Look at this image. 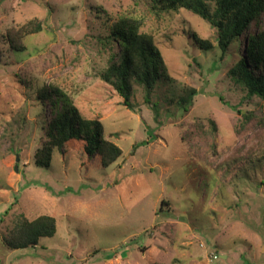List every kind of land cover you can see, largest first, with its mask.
Listing matches in <instances>:
<instances>
[{
	"label": "rangeland",
	"instance_id": "obj_1",
	"mask_svg": "<svg viewBox=\"0 0 264 264\" xmlns=\"http://www.w3.org/2000/svg\"><path fill=\"white\" fill-rule=\"evenodd\" d=\"M122 16L153 36L176 95L197 90L188 111L166 87L151 104L134 93L130 110L101 79ZM33 20L42 30L12 49L3 35ZM243 42L223 54L206 20L152 0H0V264H264V100L230 76ZM47 86L101 121L122 151L114 163L81 167L79 152L58 150L49 167L34 163L51 117ZM19 214H51L57 230L9 249L2 241Z\"/></svg>",
	"mask_w": 264,
	"mask_h": 264
},
{
	"label": "trees",
	"instance_id": "obj_2",
	"mask_svg": "<svg viewBox=\"0 0 264 264\" xmlns=\"http://www.w3.org/2000/svg\"><path fill=\"white\" fill-rule=\"evenodd\" d=\"M152 1L161 11L178 12L186 9L206 20L214 28L216 43L223 54L233 43L243 38V51L231 68L230 76L245 87L247 95H256L264 100V0ZM253 23L259 24L260 28L243 35ZM40 30L42 24L33 20L16 31L7 32L3 38L12 49L22 51L24 40ZM188 35L198 48H212V43L196 32ZM106 39L116 52L113 53L110 65L101 74V79L114 87L123 99L124 106L130 110L135 109L131 98L136 92H141L144 102L151 104L156 89L166 87L172 93L170 101L179 109L188 111L197 90L183 86L181 93L175 94L176 79L169 74L166 61L153 36L142 30V20L132 16L118 18L110 26ZM41 95L50 103L51 117L47 123L46 139L34 152L36 165L49 167L56 150L61 152L63 158L68 151L79 152L81 167L93 161L107 167L117 160L122 153L121 148L104 137L99 119L83 117L73 100L55 86L45 87ZM152 106L157 113V104L153 103ZM238 112L242 113L241 110ZM211 124L216 129L213 121ZM56 230L57 222L51 214H41L33 219L19 214L2 242L9 249L36 247L42 237L53 236Z\"/></svg>",
	"mask_w": 264,
	"mask_h": 264
},
{
	"label": "crops",
	"instance_id": "obj_3",
	"mask_svg": "<svg viewBox=\"0 0 264 264\" xmlns=\"http://www.w3.org/2000/svg\"><path fill=\"white\" fill-rule=\"evenodd\" d=\"M221 257H222V258H227V256H225V255H222Z\"/></svg>",
	"mask_w": 264,
	"mask_h": 264
},
{
	"label": "built area",
	"instance_id": "obj_4",
	"mask_svg": "<svg viewBox=\"0 0 264 264\" xmlns=\"http://www.w3.org/2000/svg\"><path fill=\"white\" fill-rule=\"evenodd\" d=\"M217 257H218V256H215V255L213 256V258H217Z\"/></svg>",
	"mask_w": 264,
	"mask_h": 264
},
{
	"label": "water",
	"instance_id": "obj_5",
	"mask_svg": "<svg viewBox=\"0 0 264 264\" xmlns=\"http://www.w3.org/2000/svg\"><path fill=\"white\" fill-rule=\"evenodd\" d=\"M17 160H18V158H17ZM15 169L17 170V167H15Z\"/></svg>",
	"mask_w": 264,
	"mask_h": 264
}]
</instances>
